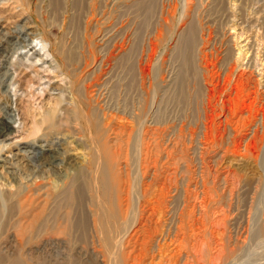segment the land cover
<instances>
[{
	"label": "rangeland",
	"instance_id": "374dc122",
	"mask_svg": "<svg viewBox=\"0 0 264 264\" xmlns=\"http://www.w3.org/2000/svg\"><path fill=\"white\" fill-rule=\"evenodd\" d=\"M95 1L100 4L88 40H97L98 60L110 53L114 57L106 58L108 62L95 71L97 79L87 93L107 129V154L123 183L114 187L119 206L126 211L133 205L138 213L127 234L126 252L142 258L143 264H150L152 256L153 264H264V0ZM15 20L2 34L17 27ZM50 23L48 39L58 44L53 49L62 45L66 52L72 49L81 56L83 34L69 20L64 30ZM189 36L194 43L186 54L194 57L198 78H188L182 90L177 79L187 56L179 49ZM24 38L26 46L8 52L11 77L5 85L12 103V134L3 143L5 156L27 148L40 136L43 117L61 114L73 102L69 78L58 67L49 42ZM82 60L75 68L83 69ZM56 86L66 91L54 90ZM216 87L225 94L223 111L221 102L207 103V91ZM78 89L77 98L85 100L83 84ZM140 101L145 113L153 106L137 129L133 115ZM124 106L132 116L121 114ZM2 113L5 108L0 105ZM58 121L59 115L54 118L56 125ZM133 176L138 182L136 201L132 200ZM4 189L0 180V198ZM6 215L2 204L1 239ZM158 245L161 255L151 252ZM42 246L35 250L42 264L70 262L80 250L86 259L85 251L93 249L85 244ZM95 251L103 253L98 247Z\"/></svg>",
	"mask_w": 264,
	"mask_h": 264
},
{
	"label": "bare ground",
	"instance_id": "6f19581e",
	"mask_svg": "<svg viewBox=\"0 0 264 264\" xmlns=\"http://www.w3.org/2000/svg\"><path fill=\"white\" fill-rule=\"evenodd\" d=\"M2 1L4 2V0ZM100 1L103 3L102 0ZM5 2L0 3L2 4L0 5V88L4 89L1 93L0 105L5 108V113L0 115V180L5 187L0 198V212L1 205L3 204L7 210V222L5 226L4 223L2 224L1 235L3 238H0V264H42V260L36 257V248L56 243L74 246L85 244L87 247L92 246L93 248L90 252L84 250L86 252V259L85 257L83 258L84 255L80 250L79 253H76L75 260L73 259L69 262L66 259L61 264H143L142 258H135V255L132 256L133 252L131 255L126 252L128 248L127 244H130V241H127V234L133 225H135V215L137 216L138 213L136 212V207L131 206V204V207L128 208L129 210H124L125 212L121 208L122 204L119 206V193L115 191L116 188L114 187L118 186L121 188L123 183L122 185L120 184L118 173L114 174L115 171L119 172V169L117 166L114 167L113 163H110L107 154V129L101 125L102 117H100V113L97 111L98 107L97 109L93 107L92 101L89 98V92L87 93L88 89L94 86V82L97 79V76H94L95 71L101 68L105 62L107 63V59L114 57L110 53L109 57L106 55L107 59L98 60L97 57L101 54L99 51H96L99 48L98 42L94 38L88 40L87 33L90 30L93 19L98 13L100 2H98V5L95 0H5ZM29 18L36 23V26L31 25L32 22ZM14 19L18 21V24L15 22L17 27L13 30L10 29V32L2 34V31L8 28L6 25L12 23ZM38 20L41 22V25H38ZM66 20H69L71 27H75L76 32L80 31L83 34L85 46L83 52L80 53L81 56L72 49L66 52L61 48L62 45L55 51L53 46L57 47L58 44L51 43L48 39V35L51 33L46 30L48 23L50 21L53 24L57 23V27L60 30H64ZM84 20L86 21L85 25ZM52 23L49 25L53 26ZM40 30H42L41 34H39ZM97 33H95V37ZM24 37H28L29 40L41 37L43 40L49 42L53 58L60 70L64 71L69 78V90L73 96V102L71 106L62 108L61 114H57L60 119V122L58 121L59 124L56 125L54 122V118L57 115L48 113L43 117L39 125L40 136L33 142H30L27 148L17 149L16 152L5 156L2 153V148L5 146L3 143L12 134L11 127L9 126V119L12 117V103L8 97L9 91L7 89L9 86L5 85V81L11 77V74H9V66L11 65L9 61L12 55L8 56V52L15 53L17 45L26 46ZM57 40L58 38L56 42ZM193 43V37L189 36L183 41L180 49H178L183 54H186L187 51H191ZM74 48H77V45ZM101 51L103 52V50ZM81 59H83V69L75 68V65ZM193 59L194 57L190 55L185 58L181 76L177 79L178 86L180 88L183 87L182 90L188 78H194L197 81L198 75L195 71ZM215 64L213 65L214 67ZM162 65L163 60L160 61V69ZM207 66L206 68H208ZM212 77L214 78V76ZM226 81L229 82V80ZM80 84H83V87L86 89L85 100L82 101L77 98L81 94L78 89ZM59 87L56 86L54 90L59 92L66 91ZM227 87V90L232 93V86L228 85ZM218 89L216 87L210 92L207 91L206 96L208 101H206L209 104L210 102L217 101V104L221 102L218 105L221 107V111H223L227 107V104H225L221 97L225 94L223 92L220 94ZM159 102V104L162 103L161 99ZM138 103H140L139 106L137 105L138 108L135 107L138 109V112L135 113L134 111L136 110H133L132 114L135 113L133 115V122L137 123V129H140L143 124L142 121L147 116V112H150L148 110H151L153 103L150 104L148 109L146 108V113L143 112L141 101ZM130 113L128 106H124L121 114L130 116ZM112 115L114 116V114ZM63 120L66 121L65 124H68V126L62 123ZM121 121L119 120L118 122ZM125 124L121 123L122 128L126 127ZM43 125H45L44 128ZM56 128H61V130L57 131ZM32 136H36V134ZM138 142L139 136L137 134V145ZM115 175L117 176L116 180ZM135 178L136 176L132 177L133 185H131V190L133 192L132 200L136 201L137 195H135V189L138 182ZM131 190L129 191L131 192ZM134 203L136 204V202ZM37 205L42 206L39 209L34 208ZM97 247L103 253L95 251ZM151 250V252H156L155 254H162H160V245L156 249ZM95 252H98L99 256H96ZM152 257L150 264H153Z\"/></svg>",
	"mask_w": 264,
	"mask_h": 264
}]
</instances>
